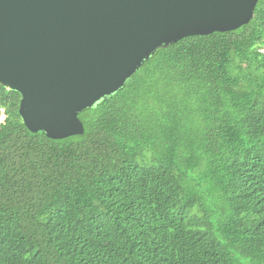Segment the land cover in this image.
<instances>
[{"label": "trees", "instance_id": "16d2710c", "mask_svg": "<svg viewBox=\"0 0 264 264\" xmlns=\"http://www.w3.org/2000/svg\"><path fill=\"white\" fill-rule=\"evenodd\" d=\"M264 0L157 50L63 140L0 85V264H264Z\"/></svg>", "mask_w": 264, "mask_h": 264}, {"label": "water", "instance_id": "95a60500", "mask_svg": "<svg viewBox=\"0 0 264 264\" xmlns=\"http://www.w3.org/2000/svg\"><path fill=\"white\" fill-rule=\"evenodd\" d=\"M259 0H0V85L32 134L84 133L78 115L120 91L157 50L233 32Z\"/></svg>", "mask_w": 264, "mask_h": 264}, {"label": "rangeland", "instance_id": "374dc122", "mask_svg": "<svg viewBox=\"0 0 264 264\" xmlns=\"http://www.w3.org/2000/svg\"><path fill=\"white\" fill-rule=\"evenodd\" d=\"M4 119V114H2V116H1V120H3Z\"/></svg>", "mask_w": 264, "mask_h": 264}, {"label": "clouds", "instance_id": "9594fccd", "mask_svg": "<svg viewBox=\"0 0 264 264\" xmlns=\"http://www.w3.org/2000/svg\"><path fill=\"white\" fill-rule=\"evenodd\" d=\"M262 51H264V49H262ZM1 116H2V115H1ZM1 116H0V118H1ZM3 120H4V119H3ZM3 120H2V121H3ZM2 121H1V122H2Z\"/></svg>", "mask_w": 264, "mask_h": 264}, {"label": "built area", "instance_id": "2783aa9c", "mask_svg": "<svg viewBox=\"0 0 264 264\" xmlns=\"http://www.w3.org/2000/svg\"><path fill=\"white\" fill-rule=\"evenodd\" d=\"M2 120H1V118H0V122H1Z\"/></svg>", "mask_w": 264, "mask_h": 264}]
</instances>
